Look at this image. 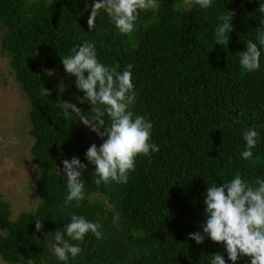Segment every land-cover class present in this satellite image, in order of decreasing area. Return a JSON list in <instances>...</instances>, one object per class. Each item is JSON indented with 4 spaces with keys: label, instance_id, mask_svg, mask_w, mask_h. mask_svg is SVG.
Here are the masks:
<instances>
[{
    "label": "trees",
    "instance_id": "trees-1",
    "mask_svg": "<svg viewBox=\"0 0 264 264\" xmlns=\"http://www.w3.org/2000/svg\"><path fill=\"white\" fill-rule=\"evenodd\" d=\"M184 1L159 0L158 12L141 10L136 31L122 35L106 15L90 30L84 0H0L1 47L30 100L31 155L42 198L35 211L15 219L9 203L0 199V229L6 230L0 256L6 263L59 264L47 234L77 214L99 221L103 238L88 234L77 242L83 252L72 264H209L208 256L217 253L231 264L223 244L206 238L198 245L188 234L202 231L208 185L235 175L249 181L264 176V56L260 69L248 73L237 53L255 39L259 5L256 0H216L213 8L202 10L194 0L189 6ZM226 10L235 12L233 31L229 43L219 45L214 25ZM85 40L96 44L102 63L119 64L121 70L134 66L133 110L153 123L151 139L160 150L136 158L127 184L97 186L88 165L82 177L86 198L76 207L66 202L62 160L77 156L87 164L84 153L97 143L78 119L63 115L70 97L85 114L90 106L77 99L83 93L75 88V77L65 73L61 58ZM247 128L260 133V143L254 157L244 160L240 153ZM33 215L42 216L40 232ZM249 259L241 257L237 264Z\"/></svg>",
    "mask_w": 264,
    "mask_h": 264
},
{
    "label": "clouds",
    "instance_id": "clouds-1",
    "mask_svg": "<svg viewBox=\"0 0 264 264\" xmlns=\"http://www.w3.org/2000/svg\"><path fill=\"white\" fill-rule=\"evenodd\" d=\"M202 10L211 9L216 0H194ZM260 27L255 29V39L247 40L245 50L238 53V63L246 72L258 71L264 56V0H256ZM159 0H92L85 2L84 11L90 9L87 25L95 28L96 20L106 15L115 30L122 35L136 31L141 10L158 12ZM235 12L225 11L216 18L214 32L216 44H228L233 31ZM158 17L154 15V22ZM65 73L75 77V88L83 93L77 97L81 104L87 103L90 111L85 114L71 103H64L63 115L78 119L81 124L102 140L93 143L84 153L87 164L73 156L62 160L66 181V202L76 207L86 198L85 181L82 178L88 165L93 166L95 184H127L129 173L135 171L138 156L149 157L160 148L152 142L153 123L145 116L134 112L137 91L133 83V65L121 70L120 65L102 63L96 44L85 40L70 49L61 58ZM51 73V72H49ZM52 74V73H51ZM69 109L71 112H69ZM107 118V119H106ZM244 147L240 157L249 160L260 143V133L247 128L242 133ZM56 166V165H55ZM56 170L59 172L56 166ZM205 221L202 231L188 234L196 244L210 239L223 244L227 260L237 264L241 257L250 258L247 264H264V176L254 180L235 175L223 183L212 182L203 194ZM36 216V215H33ZM36 232L43 228L42 216H36ZM102 224L83 215L71 214L68 222L55 232H50L49 246L59 264H72L83 249L80 243L88 234L97 240L103 238ZM209 264H226L223 254L209 255ZM27 264H35L31 259Z\"/></svg>",
    "mask_w": 264,
    "mask_h": 264
},
{
    "label": "rangeland",
    "instance_id": "rangeland-1",
    "mask_svg": "<svg viewBox=\"0 0 264 264\" xmlns=\"http://www.w3.org/2000/svg\"><path fill=\"white\" fill-rule=\"evenodd\" d=\"M190 2L184 1L186 6ZM1 37L0 33V199L9 203L11 216L15 219L24 212L35 211L41 205L42 198L37 190L39 171L31 155L34 139L29 134L30 100L13 76L10 55L1 47ZM65 94L64 89L59 90L62 98L66 97ZM65 102L76 103L72 97L70 101L69 98L65 99ZM89 132L99 146L102 140ZM5 234L6 230L0 229V236ZM0 264L9 263L0 256Z\"/></svg>",
    "mask_w": 264,
    "mask_h": 264
}]
</instances>
